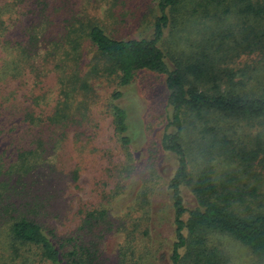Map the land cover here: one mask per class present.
Segmentation results:
<instances>
[{"label":"trees","instance_id":"obj_1","mask_svg":"<svg viewBox=\"0 0 264 264\" xmlns=\"http://www.w3.org/2000/svg\"><path fill=\"white\" fill-rule=\"evenodd\" d=\"M37 1L35 24L23 26L24 39L15 42L7 36L6 21L15 5H0V143L6 144L0 152V233L5 230L12 247H31L52 264L66 258L93 264L92 249L78 244L84 233L76 240L59 237L41 217L55 214L53 205L64 192L54 183L57 159L67 170L63 162L70 158L71 138L78 148L88 140L94 79L118 80L110 113L120 145L129 149L131 110L121 101L124 89L145 71L164 76L167 91L159 146L176 162L167 183L175 237L170 264H228L211 246L215 236L230 237L264 262V0H157L151 33L123 39L82 12L69 9L63 24L61 8ZM179 27L181 38L175 36ZM169 37L179 41L181 55L171 50ZM86 44L92 58L84 72ZM28 75L37 83L52 75L58 99L49 115L18 98L23 85L17 83ZM189 130L203 157L195 168L187 149ZM73 173L79 181V169ZM71 204L56 216L66 217ZM108 209L81 210L82 222L95 226L93 221L106 220ZM68 246L74 251L64 253Z\"/></svg>","mask_w":264,"mask_h":264},{"label":"rangeland","instance_id":"obj_2","mask_svg":"<svg viewBox=\"0 0 264 264\" xmlns=\"http://www.w3.org/2000/svg\"><path fill=\"white\" fill-rule=\"evenodd\" d=\"M40 2L61 8L60 19L63 24L69 18L70 10L75 14L82 12L86 19L97 22L110 36L118 39L150 34L151 25L157 16V0ZM5 4L15 5L12 13L6 17L9 24L7 36L14 42L17 38L24 39L26 31L23 26L35 24L33 13L39 9L38 1L0 0V5ZM175 36H184L181 27ZM170 40L169 37L167 41ZM172 40L175 42L170 41L171 50L181 55L182 51L176 45L179 41ZM82 49L85 51L83 68L87 72L92 52L88 44ZM17 84L23 85L18 98L24 101L21 102L25 107L32 108L37 114H50L58 99V87H55L52 75L40 79L39 83L34 80L33 75H28ZM93 84L95 94L91 117L94 122L88 129V140L83 141L85 147L78 148L81 145L76 143L74 137L71 138L67 147L70 158L63 162L69 166L67 170L61 169V159H57L59 169L54 173V183L56 189L64 188V192L60 195V204L53 205L55 214L42 216L41 219L45 220L44 223H52L57 228L59 237L66 238L67 235L76 240L78 232L84 233V238L82 236L83 239L78 244L84 242V246L92 249L94 254L91 259L95 260L93 264H170L175 237L167 183L175 171L176 162L159 146L161 134L167 124L165 77L142 71L124 89L125 97L121 104L131 110L133 145L129 149H123L120 145L110 113L111 97L120 88L118 80L114 77L99 78L94 79ZM12 87L13 85L10 89ZM229 122L230 120L225 121L224 124ZM234 126L239 130L238 124L235 123ZM250 129L255 131L259 126ZM186 136L191 165L195 168L203 160L201 148H195V131L189 130ZM2 146L6 144L0 143V152L4 151ZM76 169H79L80 179L74 182L73 172ZM261 170L258 169L260 172ZM222 171L223 167L219 166V174ZM68 184L69 190L66 189ZM113 187L115 191L110 192ZM185 194L187 201L192 203L191 193L185 191ZM68 201L72 204L66 217L61 214L57 217L61 206L63 208ZM101 206L109 208L106 220L93 221L92 223L97 224L95 226L82 222L81 210H95ZM12 246L6 239L4 230L0 233V264H52L31 247L16 246L14 249ZM211 246L222 251L228 264H264L230 237L215 236ZM71 251H74L73 247L68 246L64 253ZM63 264L72 263L66 258Z\"/></svg>","mask_w":264,"mask_h":264}]
</instances>
